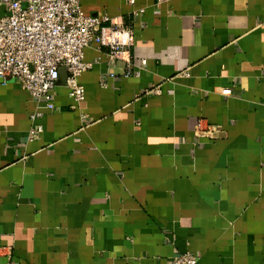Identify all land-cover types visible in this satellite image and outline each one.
<instances>
[{
    "label": "crops",
    "instance_id": "0c3cea01",
    "mask_svg": "<svg viewBox=\"0 0 264 264\" xmlns=\"http://www.w3.org/2000/svg\"><path fill=\"white\" fill-rule=\"evenodd\" d=\"M79 5L106 18L84 101L56 85L30 142L39 103L0 85V264H264V0Z\"/></svg>",
    "mask_w": 264,
    "mask_h": 264
},
{
    "label": "built area",
    "instance_id": "2783aa9c",
    "mask_svg": "<svg viewBox=\"0 0 264 264\" xmlns=\"http://www.w3.org/2000/svg\"><path fill=\"white\" fill-rule=\"evenodd\" d=\"M166 0H156V6ZM6 14L0 17V85L8 80L17 82L34 100L38 110L29 117L32 122L27 135L28 141L39 139L43 128L34 124L41 119L42 110H54V94L60 71H65V87L73 101L79 106L85 97L84 89L78 84L82 73L91 68L83 61V51L92 44L102 45L106 29L98 19L82 13L79 0H0ZM130 4L133 0H128ZM143 10L138 11L139 15ZM112 33L129 34V31L110 29ZM117 44H111L112 55ZM145 66L141 61L138 70L127 63L122 77H138ZM109 77L114 75L110 73ZM104 86V82L101 84ZM144 94H160L158 86ZM83 119L86 117L83 116ZM198 131L211 133L197 125ZM168 264H198L197 257L190 252L177 253Z\"/></svg>",
    "mask_w": 264,
    "mask_h": 264
},
{
    "label": "water",
    "instance_id": "95a60500",
    "mask_svg": "<svg viewBox=\"0 0 264 264\" xmlns=\"http://www.w3.org/2000/svg\"><path fill=\"white\" fill-rule=\"evenodd\" d=\"M58 84L65 86V71L64 70L60 71V75H59V79H58L57 85Z\"/></svg>",
    "mask_w": 264,
    "mask_h": 264
}]
</instances>
